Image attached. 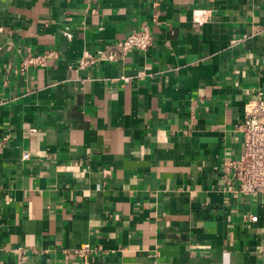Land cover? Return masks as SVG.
<instances>
[{
    "label": "crops",
    "instance_id": "1",
    "mask_svg": "<svg viewBox=\"0 0 264 264\" xmlns=\"http://www.w3.org/2000/svg\"><path fill=\"white\" fill-rule=\"evenodd\" d=\"M259 92L264 0H0V264H264L223 179Z\"/></svg>",
    "mask_w": 264,
    "mask_h": 264
},
{
    "label": "built area",
    "instance_id": "2",
    "mask_svg": "<svg viewBox=\"0 0 264 264\" xmlns=\"http://www.w3.org/2000/svg\"><path fill=\"white\" fill-rule=\"evenodd\" d=\"M153 45V35L147 28L133 31L125 38L115 43L103 54L104 60L117 61L129 50H148ZM97 59L93 55H85L80 58L78 67L83 69L95 64ZM44 56H31L23 60V69L32 65H45ZM126 81L128 77H124ZM241 130L245 134L243 153L236 159L227 160L223 165V179L225 189L230 192H240L257 197L264 193V93L259 92L246 104V121ZM30 157V153H24L23 158ZM257 216L251 218L256 221ZM89 245H85L80 251L86 252Z\"/></svg>",
    "mask_w": 264,
    "mask_h": 264
}]
</instances>
